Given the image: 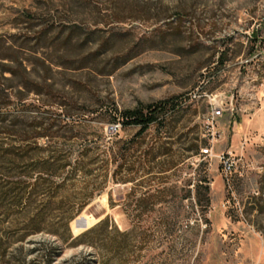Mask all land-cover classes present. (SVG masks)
Masks as SVG:
<instances>
[{"label":"rangeland","instance_id":"obj_1","mask_svg":"<svg viewBox=\"0 0 264 264\" xmlns=\"http://www.w3.org/2000/svg\"><path fill=\"white\" fill-rule=\"evenodd\" d=\"M170 98L172 152L191 138L204 148L213 132V155L238 160L227 181L216 157L183 152L170 171L108 184L72 236L107 218L132 233L127 264H264V0H0V114L26 126L67 115L106 143L137 131L121 130V112ZM157 189L169 191L155 214L136 218V201ZM52 242L28 237L0 250V264H43L29 251ZM80 253L66 248L53 264Z\"/></svg>","mask_w":264,"mask_h":264},{"label":"trees","instance_id":"obj_2","mask_svg":"<svg viewBox=\"0 0 264 264\" xmlns=\"http://www.w3.org/2000/svg\"><path fill=\"white\" fill-rule=\"evenodd\" d=\"M179 108L177 99L170 98L125 110L120 114L121 130L133 127L136 133L130 139L106 143L100 136L95 141L93 137L89 141L87 136H80L79 124L67 115L34 116L26 126L21 113L0 114V133L17 142L0 144L2 255L15 243L45 234L53 242L37 243L29 251L43 264H53L66 248L89 251L72 256L71 264H127L131 231L119 230L106 218L73 237L69 225L108 184L124 185L130 182L131 176L170 171L184 159L183 152L193 156L199 151L195 145L197 139L191 138L188 147L181 149L182 153L172 152L170 126ZM22 124L25 128L18 127ZM152 127L154 134L142 149ZM39 140L45 142L39 144ZM157 179L161 180L151 177L147 182ZM202 189L208 202V188ZM168 191L157 189L143 194L136 201V218L154 215L155 205L164 201ZM107 201L113 207L110 193ZM123 214L129 216L124 210Z\"/></svg>","mask_w":264,"mask_h":264},{"label":"built area","instance_id":"obj_3","mask_svg":"<svg viewBox=\"0 0 264 264\" xmlns=\"http://www.w3.org/2000/svg\"><path fill=\"white\" fill-rule=\"evenodd\" d=\"M207 138V145L204 148H199L198 156L203 158H212L216 157L221 166L222 174L227 181L228 176L231 174L233 169L236 167L237 159L229 153H222L219 155H213V144L215 142V137L213 132H210L209 135L205 136Z\"/></svg>","mask_w":264,"mask_h":264},{"label":"water","instance_id":"obj_4","mask_svg":"<svg viewBox=\"0 0 264 264\" xmlns=\"http://www.w3.org/2000/svg\"><path fill=\"white\" fill-rule=\"evenodd\" d=\"M78 217H76L71 223H70V227H71V224L77 219ZM76 228H78L79 230H81L83 228V224L81 222H77L76 223ZM82 227V228H81ZM81 228V229H80ZM72 229V228H71ZM77 232V231H76ZM72 233H73V230H72Z\"/></svg>","mask_w":264,"mask_h":264},{"label":"bare ground","instance_id":"obj_5","mask_svg":"<svg viewBox=\"0 0 264 264\" xmlns=\"http://www.w3.org/2000/svg\"><path fill=\"white\" fill-rule=\"evenodd\" d=\"M71 228H72V227H71ZM72 230H73V233H75L76 230H74L73 228H72Z\"/></svg>","mask_w":264,"mask_h":264}]
</instances>
